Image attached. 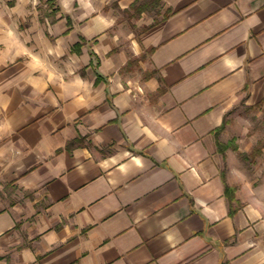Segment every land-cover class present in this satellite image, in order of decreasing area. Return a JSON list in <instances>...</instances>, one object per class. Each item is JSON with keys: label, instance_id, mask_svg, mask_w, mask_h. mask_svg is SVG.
I'll return each instance as SVG.
<instances>
[{"label": "crops", "instance_id": "1", "mask_svg": "<svg viewBox=\"0 0 264 264\" xmlns=\"http://www.w3.org/2000/svg\"><path fill=\"white\" fill-rule=\"evenodd\" d=\"M53 2L0 0V264H264V0Z\"/></svg>", "mask_w": 264, "mask_h": 264}, {"label": "rangeland", "instance_id": "2", "mask_svg": "<svg viewBox=\"0 0 264 264\" xmlns=\"http://www.w3.org/2000/svg\"><path fill=\"white\" fill-rule=\"evenodd\" d=\"M48 5V4H47ZM53 5H48L52 9ZM48 7L40 6L41 13H49ZM137 9V6L135 7ZM135 9L134 14L138 13ZM55 10V9H52ZM158 14L154 17V20H158ZM127 18V17H126ZM123 22V21H122ZM232 127L230 128L229 141L230 145L235 144L236 139H241V144H237L235 148L245 149L244 152L239 151V157L245 161V163L251 167L257 163V159L262 152V146H264V119L258 117L255 114L254 108L246 106H238L234 110L232 116ZM233 143V144H232ZM227 145V143L225 144ZM251 147V150L249 148Z\"/></svg>", "mask_w": 264, "mask_h": 264}, {"label": "trees", "instance_id": "3", "mask_svg": "<svg viewBox=\"0 0 264 264\" xmlns=\"http://www.w3.org/2000/svg\"><path fill=\"white\" fill-rule=\"evenodd\" d=\"M54 0H47V4L48 5H53V2ZM52 12H54V10H52ZM83 42H84V39H81L80 42H76L74 43L72 46H71V51H74V52H79L80 51V48L81 46L83 45ZM224 128V124H222L219 129H218V132L222 131ZM227 148V145H225V143H219L218 144V149L223 152L225 149ZM231 188L225 184V192H226V195H227V198L228 200L231 202L234 195H233V191L231 190Z\"/></svg>", "mask_w": 264, "mask_h": 264}]
</instances>
